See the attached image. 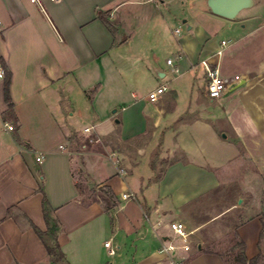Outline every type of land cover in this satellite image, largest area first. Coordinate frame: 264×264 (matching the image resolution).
Returning a JSON list of instances; mask_svg holds the SVG:
<instances>
[{"label": "crops", "instance_id": "obj_1", "mask_svg": "<svg viewBox=\"0 0 264 264\" xmlns=\"http://www.w3.org/2000/svg\"><path fill=\"white\" fill-rule=\"evenodd\" d=\"M40 2L0 0V264H53L34 230L48 231L44 199L63 264H228L201 234L194 246L188 216L225 194L242 153L256 174L244 179L252 216L237 234L248 263L264 257V0L233 21L207 0ZM202 62L220 73V100ZM7 82L16 135L5 128ZM231 200L244 201L235 190ZM172 223L191 250L170 257L164 246L181 245Z\"/></svg>", "mask_w": 264, "mask_h": 264}, {"label": "rangeland", "instance_id": "obj_2", "mask_svg": "<svg viewBox=\"0 0 264 264\" xmlns=\"http://www.w3.org/2000/svg\"><path fill=\"white\" fill-rule=\"evenodd\" d=\"M186 4H188V0H186ZM188 10L189 7L187 5L186 12ZM89 141L91 142L92 140ZM236 165L233 168L237 173L236 181L223 185L224 195L208 196L199 205L195 206L192 210L194 214L188 216L189 224L187 226L192 239L196 240L194 246L199 243L198 234H201L204 250L218 253L228 264H241L240 258L244 255L240 247L241 239L237 234V228L252 216L248 215L247 212L252 196L247 193L248 185L244 179L252 173L256 174V169L252 167L244 153H242ZM249 187L255 188V191L259 193L263 191L261 182H256L254 185H249ZM234 190L239 195V198L244 199V201L231 200ZM258 199L255 207H262L260 195ZM231 204H234V209H231ZM202 224L204 225L203 230L196 233L194 228ZM254 264H264V257L260 256Z\"/></svg>", "mask_w": 264, "mask_h": 264}, {"label": "built area", "instance_id": "obj_3", "mask_svg": "<svg viewBox=\"0 0 264 264\" xmlns=\"http://www.w3.org/2000/svg\"><path fill=\"white\" fill-rule=\"evenodd\" d=\"M30 3L41 6L40 0H29ZM5 32V26L3 22L0 20V36ZM177 34H179V31H176ZM226 46V43H223V47ZM222 52L219 53L221 55ZM167 64L172 69L173 75L179 74V69L175 66L173 60H169ZM202 66L205 70L206 77H207V94L208 97L212 100H220L222 96L224 95L225 88L223 85L222 78L220 76V73L218 70L213 69L211 65L207 62H202ZM7 77V69L5 65V61L3 58V55L0 51V83L4 82ZM166 86H161L149 95V101L152 103H156L159 101V98L164 95L167 92ZM5 128L7 131H13V127L6 124ZM92 129H87L86 133H90ZM123 173V171L121 172ZM132 195L124 196L126 200L131 199ZM170 230L174 233V236L176 239H178L181 242V245H177L173 241H169L167 245L164 246L162 249V253L167 254L168 256L172 254H175L177 251L181 250L183 252L188 253L190 249V240H189V234L187 233L185 226L181 223H172L170 225ZM105 247L107 249H112L111 243H106ZM110 254L114 256L116 254L115 250H111ZM168 264H182L181 262H177L174 259H170V262Z\"/></svg>", "mask_w": 264, "mask_h": 264}, {"label": "trees", "instance_id": "obj_4", "mask_svg": "<svg viewBox=\"0 0 264 264\" xmlns=\"http://www.w3.org/2000/svg\"><path fill=\"white\" fill-rule=\"evenodd\" d=\"M101 18V17H100ZM5 100L6 103L8 104V111L5 114V122H10L13 125V131L14 134L16 135L17 131H18V120L16 118V115L14 113V106L11 102L10 99V93H9V82L6 83L5 85ZM43 210H44V218L46 220V223L48 225V231L47 233H42L40 232L37 228L34 227V230L36 232V234L40 237V239H42L44 241L46 250H47V254L48 257L50 258L51 262L53 264H63L65 261V255L63 254L60 245L57 242V234L59 231V224L54 221L51 218L49 209H48V203L46 201V199H44L43 202ZM46 236H50L51 238H53V243H48L45 240ZM240 247L242 248V252H245V245L243 242L240 243ZM260 258V257H258ZM253 259L252 261H250L248 263V260L246 259L245 253L244 255H242V257L240 258V263L241 264H254L255 261L258 259Z\"/></svg>", "mask_w": 264, "mask_h": 264}, {"label": "water", "instance_id": "obj_5", "mask_svg": "<svg viewBox=\"0 0 264 264\" xmlns=\"http://www.w3.org/2000/svg\"><path fill=\"white\" fill-rule=\"evenodd\" d=\"M254 5V0H207V6L214 15L229 21Z\"/></svg>", "mask_w": 264, "mask_h": 264}]
</instances>
